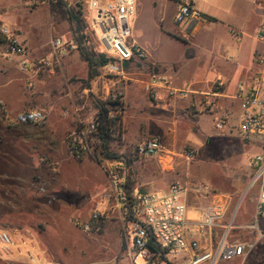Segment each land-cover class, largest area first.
<instances>
[{"label":"rangeland","instance_id":"obj_1","mask_svg":"<svg viewBox=\"0 0 264 264\" xmlns=\"http://www.w3.org/2000/svg\"><path fill=\"white\" fill-rule=\"evenodd\" d=\"M63 1L69 8L81 12L85 25L83 32L88 36L85 47L98 53L94 33L88 28V0ZM101 1L107 4L111 0ZM194 1L197 5L229 2L231 9L250 15L260 8L256 0ZM175 10L170 0H135V13L129 21V41L149 53L151 50V54L166 66L183 57V48L178 41L184 32L182 26L172 22ZM1 27H6L21 44L23 37H28L40 48L33 61L42 59L48 62L51 39H71L66 16L58 6L46 0H0ZM241 31L245 35L240 41L244 49L258 45L253 39L257 33L255 28L245 25ZM222 40L211 44L218 60L217 67L221 64L235 67L238 64L234 61L237 42L229 33ZM68 55L73 61L70 68L75 72V77L68 82L77 84L76 88L80 90L85 87L86 63L77 48ZM220 60L223 63L219 64ZM225 60L229 63H224ZM146 65L151 71V65L145 62L131 68L128 76L136 77L137 69ZM98 76H101L100 80L113 79L114 85L108 88V92L78 91V94L74 92L70 97L62 98L59 71L54 70L50 76L45 71L26 76L18 69L17 58L10 54L6 38L0 34V230L8 231L15 243L22 237L44 241L52 255L80 250L85 261L103 264L114 258L111 264H129L125 258L123 222L102 197L108 185L105 163L115 160L103 158L97 149L92 155L76 160L66 146V139L76 123L73 118L66 126L61 111L68 109L71 112L76 106L84 105L78 110V116L83 124H88L96 113L93 98L119 102L110 115L113 124L109 129L108 152L117 157L116 160L123 156L129 160L126 175L129 174L137 191L165 194L172 186H181L187 189L185 199L189 209L200 212L213 201V197L196 195L193 191L199 186L207 187L210 194L229 197V211H235L234 226L249 223L258 193L256 186L250 187L252 173L249 168L251 158L260 150L257 140L239 136L232 123L217 131L212 125V117L205 114L196 125L178 121V126L166 138L144 136V139L159 138L167 150L165 157H133L132 149L142 140L144 129L137 131L136 120L128 117L132 109L119 99L121 83L130 81H119L118 77L104 73L102 67ZM235 81L224 80V83L232 85ZM102 97L105 99H100ZM63 100L65 103L61 106ZM121 108L127 112L124 120H121ZM23 110L43 112L44 124L16 123L15 116ZM231 115L236 120L237 110ZM188 152H192L193 158L187 161L185 154ZM94 210H101L104 214L92 230L83 233L76 229V223L88 220ZM198 217L188 210V221H196ZM244 235L242 230L232 231L233 239H243Z\"/></svg>","mask_w":264,"mask_h":264},{"label":"built area","instance_id":"obj_2","mask_svg":"<svg viewBox=\"0 0 264 264\" xmlns=\"http://www.w3.org/2000/svg\"><path fill=\"white\" fill-rule=\"evenodd\" d=\"M46 1L50 4L57 2V0ZM172 1L176 7L172 19L174 24L181 26L189 20H192L194 24L201 21V15L193 8L191 0ZM87 9L90 15L89 31L94 33L98 48L114 60L102 66V70L107 75L116 76L122 80L128 79L131 68H136L137 64L147 61V52L129 41V21L135 13V0H111L103 6L94 0H89ZM0 34L6 38V46L10 54L17 58L18 69L30 77L51 64L58 66L61 58L77 48L73 40L51 39L49 42L51 63L42 59L31 61L23 45L6 27L0 28ZM256 40L264 44V24L257 33ZM124 61L128 63L127 68L122 67ZM259 62L261 63L262 59ZM98 78L101 79V76ZM262 85L260 74L254 73L248 81L239 84L233 97L238 107L234 127L236 133L243 138L257 140L260 148L249 162L252 173L250 187L258 188L256 214L252 224L249 225V228L254 229L260 221L264 225V91ZM155 89H163L168 95L175 93L163 84V80L151 77L147 92L152 94ZM201 112L211 114L213 126L217 131H222L229 126L230 115L222 112L215 101L205 99L201 104ZM110 115L111 112L109 117ZM72 116L76 125L66 139V146L70 156L79 160L92 155L99 141L94 122L83 124L76 108L72 109ZM15 122L42 125L45 122V116L39 110H26L15 116ZM166 152L159 138H150L134 145L132 156L139 159H161L168 155ZM192 158V152L185 154L187 161ZM104 172L108 185L102 197L123 222L126 251L132 264H223L235 260L242 262L251 252L250 244L232 238L235 211H229L228 196L210 194L207 187H196L193 191L196 195L209 194L213 197V201L199 212L197 209H189L185 199L187 189L181 186H172L165 194L142 193L137 190L129 193L125 188L124 158L113 162L107 161ZM188 210L198 214L196 221L186 219ZM103 214L101 210H94L88 220L76 223V227L83 233H89ZM150 244L157 250L155 257L149 249ZM9 256L21 258L25 264H51L45 261L37 243L32 238L22 237L18 243H15L8 231L0 230V258Z\"/></svg>","mask_w":264,"mask_h":264},{"label":"crops","instance_id":"obj_3","mask_svg":"<svg viewBox=\"0 0 264 264\" xmlns=\"http://www.w3.org/2000/svg\"><path fill=\"white\" fill-rule=\"evenodd\" d=\"M94 1L101 6L105 5L101 0ZM191 1L193 8L201 15L202 19L196 24L192 20H189V22L181 25L184 36L178 42L183 48L182 59L166 66L159 58L151 54V50L149 53L143 48L147 52L146 63L151 65V71H148L149 67L147 65L142 66L134 73L136 77L130 78L129 76L126 80L130 82L125 81L120 85L122 95L119 99L124 101L125 104L128 103L129 108L132 109L128 117H133L136 120L137 131L144 129L140 137L142 140L136 144L150 138H156L150 137L144 139V136L148 135L165 138L170 136V133L178 126V121L180 120L187 121L191 125H196L201 116L205 114L211 116L208 112H201V104L205 99L215 101L222 112L230 114L229 126L232 123L235 127L236 120L235 118V121L233 120L231 114L234 110H237L238 116L237 103L233 97L239 84L243 81H248L254 73H258L261 76L263 82L262 89L264 91V44L256 40V35L264 24V0L255 1L260 8L254 12V15L231 9L229 2L216 1L197 5L194 0ZM245 25H247V28H255L257 30L253 39L258 45L251 49H244L241 45L242 43H240L241 37L245 36L241 31ZM228 33L237 42V53L234 61L238 64L235 67L230 65L224 67L225 64H221L223 61L221 62L220 60L219 64L221 65L217 67L218 60L215 56L216 54L213 53L211 44L218 41L223 42L222 39ZM60 39L66 41L64 38ZM22 44L27 48L25 49L27 56L33 61V56L38 54L40 48L28 37H23ZM46 59L48 63H51L50 56H47ZM260 59H262L261 63L259 62ZM71 60L72 57L66 55L61 58L58 66L51 64V66L49 65L43 69L47 76H50L54 70L59 71L62 98L70 97L74 92L78 94V91L81 93L88 91L94 94L98 93V91L106 93L108 92V88L113 87V79L103 78L100 80L97 77L90 82V87H82L78 90L77 84L72 85L71 82H68L71 78L75 77V72L70 68V63L73 62ZM224 63L229 62L225 60ZM151 77L163 80V84L175 93L168 95L163 89H155L152 91V94L147 92V86ZM230 79L236 81L232 85L224 83V80L229 82ZM119 81H122V79L119 78ZM63 101L61 106L65 103V100ZM83 107L84 105L76 106V109L81 110ZM120 113L121 120L126 119L127 112L121 108ZM61 115L65 119L66 126L72 122V111L70 112L68 109L61 111ZM257 196L258 194L255 198L254 211L249 223L233 226L234 229L242 230L245 233L243 239L237 240L250 244L252 246L251 252L242 262L235 260L223 264H264V225L260 221L258 226H255L256 229L249 228V225L252 224L255 218ZM76 229L78 228L76 227ZM33 240L37 243L41 254L48 263L96 264L94 261H85L82 258L83 256H81L80 250L77 252L69 250L65 253L52 255L47 249L48 244L46 242ZM125 258L129 264H132L127 251ZM113 260L114 258L109 259L103 262V264H111ZM0 264H25V262L16 256H9L0 258ZM117 264L125 263L119 262Z\"/></svg>","mask_w":264,"mask_h":264},{"label":"trees","instance_id":"obj_4","mask_svg":"<svg viewBox=\"0 0 264 264\" xmlns=\"http://www.w3.org/2000/svg\"><path fill=\"white\" fill-rule=\"evenodd\" d=\"M53 5L58 6L67 18L69 29L71 31V39L76 44L80 58L86 63L87 66L86 79L83 81V83L85 84V87H90V82L95 80L99 75V68L109 62H114V60L109 58L99 48L98 53H94L85 47L88 36L83 32L85 25L82 22L81 12L79 10L75 11L69 8L63 0H57V2ZM92 103L96 110L92 122H94L96 126L97 138L99 141L97 145L98 153L105 159L116 160L118 158L108 152V140L110 139L111 132L109 129L113 124V120L109 117V113L116 110V108L119 106V102L117 100L101 101L99 99L93 98ZM122 158H124V162L127 165L129 160L125 156ZM125 188L129 193H132L136 190L129 174L126 175ZM125 226H127V224H125ZM149 249L153 253V257H155L157 254L155 247L150 244Z\"/></svg>","mask_w":264,"mask_h":264},{"label":"water","instance_id":"obj_5","mask_svg":"<svg viewBox=\"0 0 264 264\" xmlns=\"http://www.w3.org/2000/svg\"><path fill=\"white\" fill-rule=\"evenodd\" d=\"M127 66H128V63H127L126 61H124V62L122 63V67H123V68H127Z\"/></svg>","mask_w":264,"mask_h":264}]
</instances>
